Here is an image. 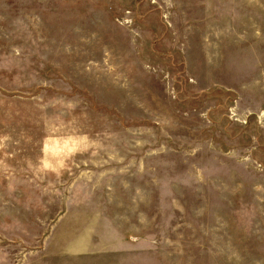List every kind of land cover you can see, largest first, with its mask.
Segmentation results:
<instances>
[{"label":"rangeland","instance_id":"obj_1","mask_svg":"<svg viewBox=\"0 0 264 264\" xmlns=\"http://www.w3.org/2000/svg\"><path fill=\"white\" fill-rule=\"evenodd\" d=\"M0 264H264V0H0Z\"/></svg>","mask_w":264,"mask_h":264}]
</instances>
